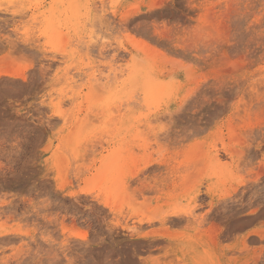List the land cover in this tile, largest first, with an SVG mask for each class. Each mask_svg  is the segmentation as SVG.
I'll return each instance as SVG.
<instances>
[{
    "label": "rangeland",
    "instance_id": "1",
    "mask_svg": "<svg viewBox=\"0 0 264 264\" xmlns=\"http://www.w3.org/2000/svg\"><path fill=\"white\" fill-rule=\"evenodd\" d=\"M263 208L264 0H0V264H264Z\"/></svg>",
    "mask_w": 264,
    "mask_h": 264
},
{
    "label": "bare ground",
    "instance_id": "2",
    "mask_svg": "<svg viewBox=\"0 0 264 264\" xmlns=\"http://www.w3.org/2000/svg\"><path fill=\"white\" fill-rule=\"evenodd\" d=\"M239 136V135H238ZM240 138V137H239ZM232 150V149H231ZM216 158V159H215ZM214 159L215 160H217V157H215ZM199 165V164H198ZM201 165V164H200ZM214 165V164H213ZM164 185V184H163ZM168 185V184H167ZM164 186H166V185H164ZM163 186V187H164ZM162 188V187H161ZM160 188V189H161ZM166 188V187H165ZM165 188H164V190H165ZM158 189H159V187H158ZM158 191H161V190H158ZM208 191H209V193L212 191V188H208ZM157 192V191H156ZM155 192V193H156ZM162 192H163V189H162ZM154 194V193H153ZM213 197H215V195L213 196ZM214 200V199H213ZM212 204V203H211ZM192 209V208H191ZM123 215H124V213H122ZM180 214L178 213V212H176V211H170L166 216H164L163 218H161L160 219V221H159V223H160V225H161V227L159 228V229H155V226L153 225V223H151V221L149 220L148 221V223L150 224V226H152V230H149L148 231V233H145V234H140V235H138V239L136 240V241H131L129 244H127V250H129V248L133 251V252H135V253H137V252H145V253H147V252H149L150 253V251L151 252H153L154 251V249L155 250H159V251H161V250H163L164 248H163V245L165 246V244L164 243H166V244H168V242H169V237L167 236V234H166V224H167V222L168 221H171V220H169L170 219V216H177V219H178V216H179ZM185 215H186V219H184V218H179L178 220L179 221H183V223H181L184 227H186L187 225V227H189V225H191V227H192V225L194 224V218L193 217H195V216H193V210L191 211V210H187L186 211V213H185ZM125 216V215H124ZM180 216H182V215H180ZM257 217H255V218H252L250 221H246V220H243V219H237V220H232V222L226 227V229L225 230H223V231H221L220 232V234L219 235H217V242H219L221 239H231L230 237L231 236H233V234H234V232L236 231H243V229L246 227V226H250V225H252L255 221H257V222H261V225L264 227V208L262 209V210H260V212L256 215ZM172 220H173V218H171ZM192 219V220H191ZM253 219H255V220H253ZM178 220H176V222L178 221ZM196 220V219H195ZM260 220V221H259ZM178 221V222H179ZM185 221L188 223H185ZM196 221H198V220H196ZM143 222H145V219H142V220H140V225L143 223ZM171 222H173L174 223V221H171ZM170 222V223H171ZM174 223L175 225L177 224V223ZM201 222V221H200ZM169 223V224H170ZM172 223V224H173ZM178 224V226L180 225L181 226V224ZM197 223H199V222H197ZM173 224V225H174ZM184 224H186V226L184 225ZM202 224V223H201ZM200 224V225H201ZM260 224V223H259ZM168 225V224H167ZM174 225V226H175ZM199 226V225H198ZM213 230V229H212ZM238 233V232H237ZM264 235V234H263ZM263 235H261V236H263ZM260 236V239H264V237H261ZM227 241V240H226ZM262 241V240H261ZM264 241V240H263ZM261 243H263V242H261ZM160 244H163L162 245V247H161V245ZM132 252V253H133ZM136 256V255H135ZM151 256H155V255H153V254H151ZM155 258V257H154ZM134 259V258H133ZM156 259V258H155ZM135 261V260H134ZM134 263V262H133ZM132 263V264H133Z\"/></svg>",
    "mask_w": 264,
    "mask_h": 264
}]
</instances>
